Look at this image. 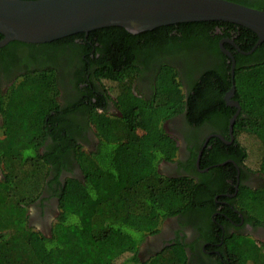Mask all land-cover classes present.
I'll return each mask as SVG.
<instances>
[{"label": "trees", "instance_id": "trees-1", "mask_svg": "<svg viewBox=\"0 0 264 264\" xmlns=\"http://www.w3.org/2000/svg\"><path fill=\"white\" fill-rule=\"evenodd\" d=\"M229 1L264 11V0ZM216 28L220 34H214ZM222 37H234L241 51L250 50L257 40L248 28L212 20L166 25L138 34L110 26L89 31L86 38L79 32L41 44L11 41L2 49L12 61H36V55L49 53L48 49L63 50L67 57L77 60L79 66L74 71L80 82H85L89 73L103 82V87L104 82L109 85L105 91L119 116H108L81 103L80 109H89L87 115L98 138L96 149L90 153L71 142L73 126L67 120L56 127L48 126L45 118L50 111L56 113V121L63 117L55 98L57 69L51 64L42 63V68L33 70L36 74L23 76L8 91L10 94L12 90L11 98L0 100V130L4 133L0 163L6 176L0 182V264H185L180 243L165 247L144 262L138 259L137 250L163 219L199 205L198 184L157 172V164L172 161L178 149L176 140L161 124L184 111L188 121L199 123L212 118L215 105H223L221 96L231 86V62L218 48ZM75 39L83 43H75ZM89 42L99 44L94 51L99 53L97 57L90 56ZM192 44L203 48L206 56L199 57L194 66L202 75L188 94L182 92L176 69L165 63L157 66L149 98L133 94L137 63L147 66L161 54ZM261 51L264 42L252 55ZM233 53L234 96L240 106L234 128L242 155L246 151L264 173V61L259 56L248 64L244 59L249 56ZM207 54L215 61H208ZM50 134L55 141L45 148L44 155L40 154L39 147ZM69 151L74 152L81 179L67 178L60 185L59 214L50 234L39 235L27 225V204L41 191L50 164L61 165ZM239 199L246 210L253 207L257 213H264V196L251 197L240 191ZM251 242L252 246L237 239L227 241L231 260H238V264H247L250 257L254 260L258 249ZM63 248L68 251L66 255L60 251ZM250 263L264 264V255L260 263Z\"/></svg>", "mask_w": 264, "mask_h": 264}, {"label": "flooded vegetation", "instance_id": "flooded-vegetation-1", "mask_svg": "<svg viewBox=\"0 0 264 264\" xmlns=\"http://www.w3.org/2000/svg\"><path fill=\"white\" fill-rule=\"evenodd\" d=\"M220 33L216 28L214 34ZM87 35L88 33L84 34V38ZM233 38L222 37L217 41V45L222 52L220 42L225 39L232 40L234 44L223 41L222 45L234 58L233 52L242 53V51L237 49L238 45ZM74 42L83 43L81 39H75ZM7 45L0 47V100L5 102L11 98L12 90L10 94L8 91L23 76L36 74L33 70L37 67L42 68V63L51 64L57 69L55 98L63 117L62 120L56 121V113L50 111L45 121L48 122V126L56 127L67 120L68 124L73 126L70 133L71 142L75 143V146H80L86 153L94 151L98 138L89 120V114L87 115L89 109H80L81 103L94 107L98 112H105L108 116H119L113 99L105 91L109 85L104 82L106 87H103V82L96 80L89 73L85 75L86 81L80 82L74 71L75 67L79 66L77 60L67 57L66 52L61 49H48L49 53H39L36 55V61L30 58L12 61L9 54L2 53V49ZM90 45L92 46L89 51L90 56L97 57L99 53L94 51L95 46L99 44L95 43L93 46L90 43ZM204 52L203 48L192 44L171 50L169 54H161L147 66L135 63L139 67V72L132 82L133 94L139 98L150 97L156 69L160 63L176 69L182 92L188 94L202 75L194 66L197 65L199 57L205 55ZM243 55L249 56L244 59L248 64H252L259 56L264 61V51L255 56L252 53ZM225 56L229 59L227 55ZM207 57L208 61H215V58L209 54ZM139 59L143 61L144 58L139 56ZM188 67H190L189 71ZM229 80L232 85L231 76ZM230 88L231 86L221 96L223 105H215L217 108L212 118L192 123L186 119L184 111L162 122L161 127L176 140L178 149L172 161L161 160L157 164V172L166 177L185 178L198 184L201 198L197 208L185 212L178 211L166 217L154 234L144 237L137 250V257L141 262L148 260L165 247L180 243L186 255L185 264H238V260L236 262L231 260L226 251L227 241L236 239L251 246L253 241V245L258 249L254 260L258 263L262 261L264 213L242 207L239 192H246L251 197L264 196V173L258 170L257 162L249 157L246 151L242 155L240 137L234 124L232 129H229L230 119L237 110V115L240 112V106L238 109L233 104H229V102H237L234 92L227 96ZM229 111L232 113L228 117ZM2 121L3 118L0 117V125L3 124ZM52 131L50 129V132ZM3 134L2 131L0 138ZM52 136L54 135L50 134L44 138L43 144L39 147L40 154L44 155L45 148L53 144L55 139ZM50 166L51 170L44 180L41 191L26 207L27 225L43 236L50 234L51 225L59 214L57 191L60 185L67 178L81 179V170L73 151L64 155L61 165L50 164ZM5 179V170L0 163V182ZM250 259V262L254 261L253 258ZM245 263L246 261L243 264Z\"/></svg>", "mask_w": 264, "mask_h": 264}, {"label": "water", "instance_id": "water-1", "mask_svg": "<svg viewBox=\"0 0 264 264\" xmlns=\"http://www.w3.org/2000/svg\"><path fill=\"white\" fill-rule=\"evenodd\" d=\"M212 20L243 26L256 34L255 44L243 54L252 53L264 42V11L229 0H0V47L11 41L47 43L110 26L138 34L166 25ZM223 41H233L220 42V49L231 62L229 96L235 88V60ZM229 104L239 109L237 102ZM237 112L230 119V130Z\"/></svg>", "mask_w": 264, "mask_h": 264}, {"label": "rangeland", "instance_id": "rangeland-1", "mask_svg": "<svg viewBox=\"0 0 264 264\" xmlns=\"http://www.w3.org/2000/svg\"><path fill=\"white\" fill-rule=\"evenodd\" d=\"M1 132H2V131H1ZM1 132H0V133H1ZM2 136H4V135H2ZM249 145L251 146V142L248 143V146H249ZM257 148H258V147H257ZM248 150H252V149H251L250 147H248ZM253 150H255V149H253ZM252 208H253V207H252ZM253 209L255 210V208H253ZM243 244H244V245H249L248 243H243ZM242 250H244L243 247H242ZM60 251H61L62 255H66L67 252H68L67 250H64V248L61 249ZM250 258H251V257H250ZM247 264H251V263H250V259H249V261H248Z\"/></svg>", "mask_w": 264, "mask_h": 264}]
</instances>
